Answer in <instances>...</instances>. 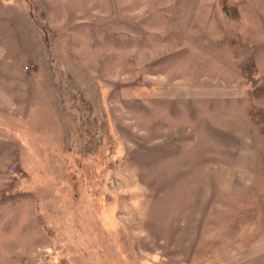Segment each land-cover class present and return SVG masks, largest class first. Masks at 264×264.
<instances>
[{
    "label": "rangeland",
    "instance_id": "rangeland-1",
    "mask_svg": "<svg viewBox=\"0 0 264 264\" xmlns=\"http://www.w3.org/2000/svg\"><path fill=\"white\" fill-rule=\"evenodd\" d=\"M0 45V264H264V0H0ZM183 85L231 96L141 101Z\"/></svg>",
    "mask_w": 264,
    "mask_h": 264
},
{
    "label": "crops",
    "instance_id": "crops-1",
    "mask_svg": "<svg viewBox=\"0 0 264 264\" xmlns=\"http://www.w3.org/2000/svg\"><path fill=\"white\" fill-rule=\"evenodd\" d=\"M0 51H2L1 45H0ZM3 54V53H2ZM2 57V56H0ZM167 78V76H164ZM166 80V79H165ZM169 81V80H167ZM162 82V81H161ZM184 86V87H183ZM181 87H176V88H170L171 90L169 91H162L161 89L159 91H155L153 93L149 92L146 93L143 97H141V101L144 102V105L148 104V101H153L158 100V101H185V102H192L196 99L199 98H215V97H221V96H231L229 95L230 93L222 91V89H213L211 90L210 88H202V87H194L188 88L185 85ZM188 88V89H187ZM203 137L205 141H211L212 139H215L213 141L217 142L215 135L210 132L208 129H204L202 132ZM220 145V144H219ZM183 180H186V183L189 179H193L195 175L189 171L186 173H181L177 176H180ZM208 175V174H207ZM176 176V177H177ZM190 187L187 186V193L189 194L190 192Z\"/></svg>",
    "mask_w": 264,
    "mask_h": 264
},
{
    "label": "trees",
    "instance_id": "trees-1",
    "mask_svg": "<svg viewBox=\"0 0 264 264\" xmlns=\"http://www.w3.org/2000/svg\"><path fill=\"white\" fill-rule=\"evenodd\" d=\"M256 113V112H255ZM251 114H252V116H254L255 114H254V112H251Z\"/></svg>",
    "mask_w": 264,
    "mask_h": 264
}]
</instances>
